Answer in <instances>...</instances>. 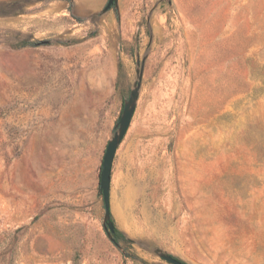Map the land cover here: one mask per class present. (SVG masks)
Returning <instances> with one entry per match:
<instances>
[{"label": "rangeland", "instance_id": "rangeland-1", "mask_svg": "<svg viewBox=\"0 0 264 264\" xmlns=\"http://www.w3.org/2000/svg\"><path fill=\"white\" fill-rule=\"evenodd\" d=\"M52 1L0 0V264H264V0Z\"/></svg>", "mask_w": 264, "mask_h": 264}, {"label": "water", "instance_id": "water-1", "mask_svg": "<svg viewBox=\"0 0 264 264\" xmlns=\"http://www.w3.org/2000/svg\"><path fill=\"white\" fill-rule=\"evenodd\" d=\"M117 4V0H108L104 12H107L112 8V6ZM139 87L140 84L132 90L130 98L125 102L124 110L120 121L117 125V131L113 138L109 141L105 155L102 162V168L100 172V191L103 196L104 206H105V230L112 239V234L115 231V225L111 220V210H110V189H111V180H112V166L114 158L117 152L119 145L124 139L129 126L132 121V117L135 112L136 102L139 96ZM113 240V239H112ZM160 258L167 262L168 264H185L181 260L177 259L172 255L160 254Z\"/></svg>", "mask_w": 264, "mask_h": 264}, {"label": "crops", "instance_id": "crops-1", "mask_svg": "<svg viewBox=\"0 0 264 264\" xmlns=\"http://www.w3.org/2000/svg\"><path fill=\"white\" fill-rule=\"evenodd\" d=\"M68 5L62 1V0H55L52 1L43 7L42 11L44 12V17L47 19L45 21H48V24H52V21H55L59 18L66 17L68 15ZM23 16V15H21ZM17 23H23L24 21L28 22L29 20H23L22 18H19V16L16 18ZM53 26V25H51Z\"/></svg>", "mask_w": 264, "mask_h": 264}, {"label": "trees", "instance_id": "trees-1", "mask_svg": "<svg viewBox=\"0 0 264 264\" xmlns=\"http://www.w3.org/2000/svg\"><path fill=\"white\" fill-rule=\"evenodd\" d=\"M24 45H27V44H24ZM112 237H113V242L118 246L121 241L128 240L126 235L116 227H115L114 233L112 234Z\"/></svg>", "mask_w": 264, "mask_h": 264}]
</instances>
